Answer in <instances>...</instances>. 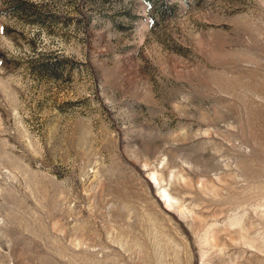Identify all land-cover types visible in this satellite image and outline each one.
Segmentation results:
<instances>
[{
    "label": "rangeland",
    "instance_id": "1",
    "mask_svg": "<svg viewBox=\"0 0 264 264\" xmlns=\"http://www.w3.org/2000/svg\"><path fill=\"white\" fill-rule=\"evenodd\" d=\"M0 264H264V0H0Z\"/></svg>",
    "mask_w": 264,
    "mask_h": 264
}]
</instances>
